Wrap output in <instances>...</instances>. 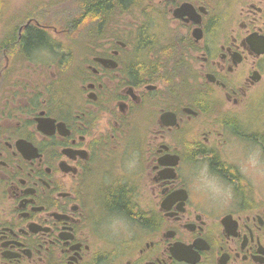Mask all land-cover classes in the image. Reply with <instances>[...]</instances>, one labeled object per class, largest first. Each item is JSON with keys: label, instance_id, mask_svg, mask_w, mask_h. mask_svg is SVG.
<instances>
[{"label": "flooded vegetation", "instance_id": "flooded-vegetation-1", "mask_svg": "<svg viewBox=\"0 0 264 264\" xmlns=\"http://www.w3.org/2000/svg\"><path fill=\"white\" fill-rule=\"evenodd\" d=\"M51 1L0 2V264H264L263 0ZM52 33L74 42L40 95L8 76Z\"/></svg>", "mask_w": 264, "mask_h": 264}, {"label": "rangeland", "instance_id": "rangeland-1", "mask_svg": "<svg viewBox=\"0 0 264 264\" xmlns=\"http://www.w3.org/2000/svg\"><path fill=\"white\" fill-rule=\"evenodd\" d=\"M2 1L6 11L5 14H12V15H19V13H21V8L22 5L25 3V0H0V2ZM42 1V0H34V3L36 4L37 2ZM58 1V0H57ZM57 1L52 0L51 1V6H50V21H56L58 22V20H63V19H68L71 18L69 16H65V17H60V14H62V6L66 7L67 4H61L59 3L57 5ZM250 0H210V4H211V9H212V14L214 15H224V14H232V20H237V13L240 9L241 6L246 5L247 2H249ZM144 4H148V0H143V5ZM72 9L70 10V12H68L69 14H74L76 12V7L75 5H71ZM262 6H264V0H263V4ZM59 7V9H58ZM68 7V6H67ZM61 8V9H60ZM69 8V7H68ZM134 8V7H133ZM129 12L128 14H122V12H117L115 13L114 19H115V23L113 25V27L116 29V27L118 25H120L122 23V21L124 19H130L131 21V25L130 27L132 29H134L133 25L134 24H138L141 20L139 19V14H140V7L134 8ZM61 10V11H60ZM56 16H58V19L55 18ZM5 29V26H4ZM2 25H0V37H1V32H2ZM117 33V30H114ZM53 34V33H52ZM55 35V36H53ZM53 38L52 41L54 44L59 46V49H57L56 52H51V53H46L44 54H36L35 58L36 61H40L42 60V58H44V60H47L48 63L45 64H35L33 66L28 65V64H15L14 67V75L15 76H8L9 79L13 78L12 81L18 80L20 82L23 83H28L26 82V78H31L33 79L34 82V89H35V93H38L40 95H44V93L46 92V94H48V92L46 91L47 88L50 86V84L55 83L56 81V77L59 78L61 75V72L65 71L62 69V67L60 66V64H58L57 62L60 61H64L66 58V55L63 48L65 47H69L70 45H72L73 40L68 39V38H64V36H58L56 34H53ZM73 39L74 38L72 37ZM74 42V41H73ZM68 57V56H67ZM74 54H72V59L74 60ZM58 65H57V64ZM16 72V73H15ZM55 79V80H54ZM10 83V82H9ZM264 84V82L262 83ZM56 87V84H52V86ZM261 91L255 93L254 99L252 101V103L249 105L248 110H251L250 113H252V117L254 120L257 119V117H259L260 120L257 119V122L262 124L264 126V86L262 88H260Z\"/></svg>", "mask_w": 264, "mask_h": 264}, {"label": "trees", "instance_id": "trees-1", "mask_svg": "<svg viewBox=\"0 0 264 264\" xmlns=\"http://www.w3.org/2000/svg\"><path fill=\"white\" fill-rule=\"evenodd\" d=\"M114 1H115V5H116V6H117V4H121V3H123V0H114ZM133 1H134V0H131V4H135V3H136V2H133ZM86 4H87V6H89V8H90V6H91V2L88 1V2H86ZM99 6L104 7V8H101V7H100V9L98 10L99 14H103V13L106 12V9H107L108 6H110V5H109V4H105V5H104V3L101 2V0H100V2H99ZM35 39L37 40L38 37L36 36Z\"/></svg>", "mask_w": 264, "mask_h": 264}, {"label": "water", "instance_id": "water-1", "mask_svg": "<svg viewBox=\"0 0 264 264\" xmlns=\"http://www.w3.org/2000/svg\"><path fill=\"white\" fill-rule=\"evenodd\" d=\"M191 7V6H190ZM192 12H194V9L191 7ZM181 11L180 10H176V12L174 13L176 16H178V12ZM258 52L264 53V47L262 49H259ZM53 121V120H52ZM44 125H48V122L44 119V118H37V128L40 130H43V126Z\"/></svg>", "mask_w": 264, "mask_h": 264}, {"label": "clouds", "instance_id": "clouds-1", "mask_svg": "<svg viewBox=\"0 0 264 264\" xmlns=\"http://www.w3.org/2000/svg\"><path fill=\"white\" fill-rule=\"evenodd\" d=\"M257 157H258V152H253L252 154H250L248 161L250 166H253L257 163Z\"/></svg>", "mask_w": 264, "mask_h": 264}]
</instances>
